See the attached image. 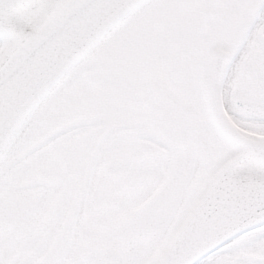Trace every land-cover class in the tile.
<instances>
[{
	"label": "snow or ice",
	"instance_id": "obj_1",
	"mask_svg": "<svg viewBox=\"0 0 264 264\" xmlns=\"http://www.w3.org/2000/svg\"><path fill=\"white\" fill-rule=\"evenodd\" d=\"M0 264H264V0H0Z\"/></svg>",
	"mask_w": 264,
	"mask_h": 264
}]
</instances>
